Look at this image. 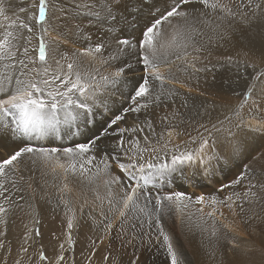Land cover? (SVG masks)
I'll return each instance as SVG.
<instances>
[{"label": "snow or ice", "instance_id": "obj_1", "mask_svg": "<svg viewBox=\"0 0 264 264\" xmlns=\"http://www.w3.org/2000/svg\"><path fill=\"white\" fill-rule=\"evenodd\" d=\"M9 11L16 14L10 0H0V64L4 69L0 71V197L15 204L5 195L9 192L6 184L17 192L23 191L17 188V181L31 188L34 171L47 169L65 181L69 175L79 176L101 204L107 201V211L113 213L106 216L104 208L99 212L106 231L113 227L116 215L121 233L124 225L133 221L130 239L123 241L120 234L116 237L123 244L136 239L142 245L147 239L151 250L146 223L148 228L156 227L157 239L162 236L170 264H193L164 231L161 218L167 215L180 218L189 231L208 232L212 255L221 251L227 264H264V215L255 210L259 206L264 212V68L248 59L250 54H258L264 61V0H38L29 9L19 8L20 13H28L25 19H13ZM36 25L42 33H57L47 39L42 34L38 52L29 47ZM10 29H15V34ZM88 29H95L96 39L83 50L67 48L60 38H75L77 32L83 36ZM225 45L236 50V58L217 60L212 68L218 65L238 74V79L226 83L239 86L240 80H245L244 99L235 107L224 104L228 112L223 119L219 115L213 119L207 105H189L193 99L190 87L183 96L181 91L193 74L211 70L212 48ZM104 53V62L116 70L97 81L83 61L94 63ZM204 60L208 63L197 68ZM241 66L250 68L251 74L241 72ZM178 73L184 74L183 80ZM125 87L127 93L122 91ZM117 91L127 96L126 107L112 95ZM177 100L179 108L175 107ZM150 106H172L157 121L160 132L152 123V113L146 111ZM142 110L146 118L141 123L146 128L120 126L127 123L128 114ZM257 112L259 123L246 120V114ZM181 126V131H176ZM189 127L196 131L193 139L199 146L181 152L174 141ZM145 130L148 135L142 136L143 145L135 136L125 142L126 133ZM53 136L72 137L71 146L35 143ZM257 141L259 151L254 147ZM169 145L174 149L170 157ZM162 154L165 160H160ZM114 166L119 175L113 172ZM228 167L239 168L234 179L194 200L184 191H163L171 188L174 178H186L190 170L193 176L215 179L217 170ZM101 186L103 196L98 194ZM237 186L244 188L243 193L221 195ZM60 191L71 193L67 182ZM193 203L199 207L189 214ZM64 204L72 212L67 224L72 229L76 209L70 207V200ZM7 211L0 205V213ZM238 216L250 228V222L256 220L259 232L239 231ZM69 242L74 246L70 233ZM60 247L63 249V244ZM21 251L26 253L27 248L21 245ZM40 256L47 259L43 252ZM137 260L139 256L131 264Z\"/></svg>", "mask_w": 264, "mask_h": 264}, {"label": "bare ground", "instance_id": "obj_2", "mask_svg": "<svg viewBox=\"0 0 264 264\" xmlns=\"http://www.w3.org/2000/svg\"><path fill=\"white\" fill-rule=\"evenodd\" d=\"M12 1L14 3L13 7L16 10V14L13 15L12 11H9L8 14L12 16L13 19H16V16L18 15L20 19H25L28 13H20L19 8L23 7L29 9L30 4L38 2V0ZM30 11L35 12L36 9L31 8ZM0 23H3L2 17H0ZM10 30H12L15 34V29ZM94 33L95 29H88L85 30V34L83 36H81L80 33L77 32L75 38H60L65 40L67 48L83 50L85 47H88L91 43L95 42L96 37ZM42 34L45 35L46 39L49 35L53 37L57 36V33L55 32L42 33L40 26L36 25L35 33L31 36V45L29 46L30 49L35 48L38 52L40 42L39 38ZM256 47H259V38H257ZM32 54L36 55L37 53L33 52ZM68 55L71 56V53L69 52ZM228 56L236 58V50L232 49L227 45H225L224 47H213L212 55L209 58L211 61V63L209 64V68L211 70L208 72L193 74L191 81L187 82L186 86L181 91V95L183 96L187 89L190 87L192 89L193 99H189V105H207L210 110H212L213 119H215L217 115H219L220 118L223 119V115L228 112V108L223 107L224 104H227L229 108L235 107L236 105L240 104L244 99L243 92L245 91V80L241 79L239 86L231 83H226L225 81L238 79V74H235L234 72H231L228 69L221 70L218 65L217 68H212V65L216 64L217 60H222ZM106 59L107 53H104L103 56H97L96 61L94 63H90L88 59H84L83 61L85 65H89V71L92 72V74L96 77L97 81L100 80L101 76L106 77L109 75V73L114 72L116 70L114 66H111V64L104 62ZM248 59L252 62H255L259 68H264V61L258 59V54H250ZM112 63L114 64L115 62ZM204 63H208V61L204 60L202 63H197L196 67L200 68L203 66ZM3 70V65L0 64V71ZM162 70L165 69L162 67ZM240 71L247 72L250 75L252 70L250 68L246 69L241 66ZM178 75L181 76V80L184 79V74L178 73ZM213 76H215V80H213ZM122 91L124 93H127L128 88L125 87ZM201 93L203 95H201ZM112 95L114 96L115 100L119 102L120 105L125 107L127 106V104L124 103L127 100L126 95H121V92L119 91L113 92ZM175 107H180V100H177ZM171 110L172 106H169L167 108L162 106L149 107V111L147 112L152 113L154 117L152 119V123L154 125H157L156 132L161 131V128L157 124L159 118L166 111L170 112ZM259 117L260 113L258 112L252 115L246 114L245 116L246 120L253 124L260 122ZM145 118V110H142V112L139 114L130 113L126 117L127 123L121 122V127L131 128L133 126L139 125L141 127L146 128V126L141 123L145 120ZM184 119L187 120L188 117L186 116L184 117ZM182 128L183 126H181V128H177L176 131H181ZM144 135H148L147 130H145V132L143 133L128 132L125 134L124 137L125 142L127 143V141L131 137L135 136L137 139H141V145H143L142 136ZM196 137V131L192 130V127H189L187 129L186 134L175 138L174 143L180 145L179 151L181 152L185 151V148L190 151H193L199 146L198 140L193 139ZM71 141L72 137L70 136L65 137L63 139L53 136L44 138L40 141H35V143H37L38 145L49 147H65L71 146ZM153 143H155L154 140ZM254 147L257 151L260 150L259 141L255 142ZM172 151H174V149L172 148V145H169V157L172 154ZM165 159L166 157L162 154L160 160ZM94 163H99V161H96ZM238 171L239 168L233 169L231 167L225 168V170L222 172L217 170L216 178L213 179L209 176H203L200 174H196L195 176H193L190 170L187 173V177L191 178H174L171 181V188H164L163 191H184L187 194L191 195L194 200L195 196L200 195L202 193L207 195L210 192L215 191L216 188H219L220 183H227L229 180L234 179ZM113 172L119 175V172L115 168V166L113 167ZM31 175L33 177L31 181V188L27 187L26 184L17 181V188L23 189V191L21 192H17L16 189L6 184V187L9 188V192L5 195H8L12 200H14L15 204L9 205L7 201L0 197V205H3L6 209H8V211L4 213V218L0 217V243L3 244V247H0V256L4 254L5 250H3V248L6 249L7 246H9V244L6 246L4 242L5 240H7V237H12L14 245L18 248L20 252L21 245H23L24 247L26 245L33 247L35 240L34 232L35 229L38 227L39 229L42 228L44 232L50 236H48V240L51 241L52 246H55L54 250H63L65 246L69 244V233L72 235L73 231L77 229V225H86L89 227V229L93 230V232L90 233V237L93 239L100 238L99 244L101 247H108V241L114 237H117L118 234L121 235L123 241H127L128 239H130L131 230L129 229V224L133 223L132 220H129L124 225L125 232L121 233L119 227L120 218L118 215H116L115 219L112 220L113 227L110 230H105V221L104 218L99 215V212L101 208H104L106 216L112 217L113 213L107 211V201H104V203L101 204L100 201L97 200V194L91 190L90 186L82 182L81 177L69 175L67 181H65L63 176L53 175L47 169L43 170L42 172L34 171L31 173ZM13 179H15V177H13ZM65 182L68 183V186L71 189L70 194L60 191V188ZM189 186L191 188H187ZM231 191L243 193L244 188L241 186H237L235 189L226 190L221 195H227ZM98 194L100 196H103L105 194L103 186L98 189ZM21 196H23L22 200L20 199ZM85 199L88 202L87 204H84ZM68 200L71 201L70 207L76 209L77 216V220L74 222L72 229H68L67 227L68 220L72 216V212L69 211V208L66 207L64 204V201ZM82 204L84 206L83 211L81 212L80 206ZM89 205H91L92 207L90 208ZM141 206L143 207V205ZM197 207H199V205H196L195 203L189 205V208L187 210L188 213H195ZM245 207L247 208L249 207V205L245 204ZM208 210L209 209L205 207V211ZM255 210L260 215H264V212L261 211L259 206H256ZM68 212H71V214H68ZM224 212L226 216H230L228 209H224ZM13 217L15 218V220L13 219ZM144 219L145 218L141 214V220ZM220 219L223 220L224 217H220ZM236 219L240 223L239 231L247 232L251 231L252 229H255L257 232H259L260 229L257 226L256 220L250 222V228L248 224L243 223L242 219L239 216L236 217ZM161 223L163 224L164 231L173 236L177 248L182 250L187 255L188 260H191L193 264H227V258L222 255L221 251L218 250L215 256L212 255V243H210L209 241L208 232L200 233L194 229L192 231H189L187 227L181 224L180 218L173 219L171 216L167 215L161 218ZM188 223L189 222L187 221V219H185L184 224L187 225ZM225 223H227V221H225ZM137 227L139 228L140 225H137ZM144 227L151 233V250L147 248V239L142 245L138 244V241L136 239H132L131 244H123L121 239H117V241L122 246H125L126 248L131 250L132 253L136 255V257L139 256V259H142L141 262H144L145 264H166L167 262L170 263L166 248L163 246L162 243V236L160 237V239H157L156 227L153 226L151 228H148V225L146 223ZM2 230H4V237L1 236ZM119 231L120 233H118ZM103 234L104 237H100ZM45 236L46 235H44V237ZM61 244H63V249H61L60 247ZM134 245H136V247H134ZM219 247L220 246H218V248ZM119 248L122 250V252H127L125 248ZM12 249L10 251H12ZM14 255L16 257L18 254H13V256ZM36 256H33L32 260L34 262H38V257ZM109 262H111L112 264H114V262H116L117 264H124L122 263L121 255L117 256V260H112Z\"/></svg>", "mask_w": 264, "mask_h": 264}, {"label": "rangeland", "instance_id": "obj_3", "mask_svg": "<svg viewBox=\"0 0 264 264\" xmlns=\"http://www.w3.org/2000/svg\"><path fill=\"white\" fill-rule=\"evenodd\" d=\"M13 5H14L13 1L10 0V6L12 9L15 10ZM147 111H149V109ZM187 188H191V187L189 186ZM68 214H71V212H68ZM4 216H5L4 213H0V217L4 218ZM13 219L15 220L14 217ZM91 232H93V230L89 229L88 226L77 225V229L74 230L71 235V241L74 242V246L72 243L69 242V239H68L69 244H67L63 250H54L55 246H52L51 241L48 240L49 235L46 234L42 228L39 229L38 227L35 229V232H34L35 240H34L33 247L26 245L25 247L26 248L28 247L26 253L23 251L20 252L18 250V248L14 245V242L12 241V237H9V238L7 237L6 238L7 240H5L4 242L6 246L8 244L9 246H7L6 249L3 248V250L5 251H4V254L0 256V264H15L17 259L20 261V264H74V263L75 264H112L109 261L117 260L118 255L122 256V263L131 264V262L135 259L136 255L132 253V251L126 248L125 246H122L121 244H119L116 237L108 241L107 243L108 247H101L99 244L100 238L99 239L91 238L90 237ZM118 233H120V231ZM44 235L46 236L44 237ZM1 236L4 237V230L1 231ZM100 237H104V234L101 235ZM119 247L125 248L128 253L122 252V250ZM11 249L12 251H10ZM41 252H43L44 256L47 257V259H41V256H40ZM13 254H16V255L18 254L16 256L17 258L15 257V255L13 256ZM34 255L35 256L37 255L36 257H38L37 259L38 262H34L32 260ZM61 255L64 257L63 261L59 259ZM106 256L109 257L107 260H105ZM21 258H24V259H21ZM141 260L142 259L137 260L136 264H145L144 262H141ZM114 264H117V263L114 262ZM166 264H170V263L167 262Z\"/></svg>", "mask_w": 264, "mask_h": 264}]
</instances>
